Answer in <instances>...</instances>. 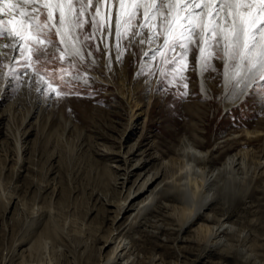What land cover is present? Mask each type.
<instances>
[{
  "label": "rangeland",
  "instance_id": "rangeland-1",
  "mask_svg": "<svg viewBox=\"0 0 264 264\" xmlns=\"http://www.w3.org/2000/svg\"><path fill=\"white\" fill-rule=\"evenodd\" d=\"M88 28L85 25L84 31L87 32ZM104 31H107L106 27ZM97 33L100 34L99 31ZM105 37L108 44L109 38L115 41L114 31L112 37ZM52 39L56 40L57 37L53 35ZM3 42L6 41H0ZM89 43L97 44L95 38ZM126 43L122 38L121 46ZM144 46L147 47V44L141 45L142 50L147 52L149 48ZM100 47L103 48L102 45ZM111 47L114 53L115 46ZM152 48L147 56H139L138 67L147 63H151L154 69L161 67L159 56L155 61L150 60ZM9 59L0 56V76L4 77L0 80V115L9 111L12 101L17 104L12 111L14 127L11 141L6 140L0 131V175L8 201L9 198L18 197L29 218L42 207L47 209V214L51 211L58 229H65L76 239L75 243L88 242L90 249L100 245L99 237L110 228L116 203L126 195L118 185L121 181L119 175L124 168L121 156L133 145L137 149L141 143H148L145 147L150 148V153L162 154L163 151V158L167 160L182 137H188L200 149L210 150L213 165L220 164L228 153L240 148L250 150L247 155L249 163L258 159L264 161V137L252 138L246 134L247 131H264V115H261L259 105L246 97V102L225 107V102L219 99L222 90L218 80L210 82L204 90L203 77L197 80L196 74L189 72L188 91L193 94L184 100L169 96L161 101L155 93L148 94L143 79L136 75L133 58L125 55L123 65H118L115 60L110 62V79H105L100 70L95 71L100 82L93 88L98 94H94L90 88L78 97H69L67 101L57 100L60 106L49 108L36 99L35 92H32L31 99L27 95L9 98L15 87V81L13 89L7 87L10 77L5 75L8 69L4 65L9 64ZM46 67L49 72L59 73L61 68L74 71L67 61L52 60ZM12 71L20 73L24 81H28L32 75V70L28 71V75L23 74L22 64L13 65ZM79 71L83 75L85 67L79 66ZM92 71L88 69L89 74ZM24 91L20 89L21 93ZM33 103L40 108L34 107ZM139 114L142 115L140 128L133 133L131 128ZM16 142L20 146L16 147ZM156 162L159 164L161 160ZM255 166L252 169L254 172L251 171L248 181L244 183L247 186L242 185L240 188L244 189L229 193L227 222L239 232L246 233L249 244H253L255 251L261 252L264 244V163L261 167ZM108 190L113 191L116 201L113 207H108L106 217L109 220L103 228V214L97 215V212L104 207L95 204V197L97 192ZM6 204L2 206L1 216ZM92 208H97L96 213L91 212ZM22 218L17 219L18 225L22 226ZM190 235H193L192 230L187 232V236ZM204 246L202 243L200 246L185 244V252L179 261L172 255L167 259L172 260L173 264H244L233 251L221 257L219 249L205 252ZM200 254H204V257L200 258Z\"/></svg>",
  "mask_w": 264,
  "mask_h": 264
},
{
  "label": "snow or ice",
  "instance_id": "snow-or-ice-1",
  "mask_svg": "<svg viewBox=\"0 0 264 264\" xmlns=\"http://www.w3.org/2000/svg\"><path fill=\"white\" fill-rule=\"evenodd\" d=\"M113 29L114 53L107 42L103 48L89 43L98 31L101 39L111 37ZM0 41H6L0 43V56L10 58L4 65L8 89L15 81L10 99H31L35 92L36 99L51 108L60 106L57 100L67 101L90 88L98 94L95 71L110 79V62L123 65L128 55L145 90L161 101L189 98L191 72L197 80L203 77L204 90L220 81L222 102L239 105L250 97L264 115V0H0ZM145 44L155 45L150 60L159 56L161 67H138L139 56L148 55L141 48ZM52 60L67 61L74 71L49 72L46 65ZM20 64L24 75L32 70L28 81L12 71Z\"/></svg>",
  "mask_w": 264,
  "mask_h": 264
},
{
  "label": "bare ground",
  "instance_id": "bare-ground-1",
  "mask_svg": "<svg viewBox=\"0 0 264 264\" xmlns=\"http://www.w3.org/2000/svg\"><path fill=\"white\" fill-rule=\"evenodd\" d=\"M100 37L101 34L97 33L95 41L104 46L106 37ZM108 41L115 46L114 38ZM152 47H145L149 48L147 53ZM15 104L12 101L9 111L0 115L1 135L10 141ZM225 107H229V103H225ZM141 116L139 114L134 119L133 133L139 131ZM246 134L252 138L264 137V131L253 130ZM19 144L16 142L15 146ZM147 144L141 143L137 149L133 145L122 154L124 168L118 185L126 195L116 203L110 228L99 237L100 245L92 249L88 242L75 243L76 239L65 229L60 228V231L51 211L47 214V209L42 206L29 218L18 197L8 201L0 175V212L7 203L0 215V264H173L167 256L172 255L179 261L185 252V244L200 246L201 243L206 246L205 252L217 248L224 257L233 251L244 264H264V244H261V252L255 251L246 233L239 232L227 222L229 193L237 192L254 166L261 167L264 161L258 159L249 163L247 155L250 150L240 148L228 153L220 164L213 165L210 150L200 149L188 137H182L166 160L163 151L162 154L150 153V148L145 147ZM157 160L161 162L157 164ZM115 201L113 191L96 194L95 204L104 207L102 212H97V215L103 214V228L109 220L106 217L108 207H113ZM96 211L97 208L91 209L92 213ZM21 216L24 221L18 227L19 221H16ZM189 230L193 231L192 236H187ZM199 236L204 238L203 242ZM204 254H200V258Z\"/></svg>",
  "mask_w": 264,
  "mask_h": 264
}]
</instances>
